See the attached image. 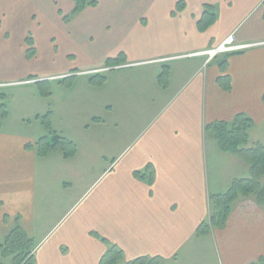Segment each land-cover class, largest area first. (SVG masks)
Here are the masks:
<instances>
[{"label": "crops", "instance_id": "crops-1", "mask_svg": "<svg viewBox=\"0 0 264 264\" xmlns=\"http://www.w3.org/2000/svg\"><path fill=\"white\" fill-rule=\"evenodd\" d=\"M96 1L64 22L59 12L71 11L72 0H0V82L25 75L53 79L71 68L81 75L106 65L107 58H118L117 64L130 66L117 72L130 71L126 74L137 79L126 84L119 79L109 91H99L100 97L110 92L103 99L106 111L137 107L131 93L160 85L164 67L168 83L163 90L172 92L164 96L158 91L155 98L166 109L138 131H128L123 148L121 115L109 122L108 117L94 118L114 128L96 139L101 146L109 138V151L102 149L114 158L84 185L79 175L88 167L71 164L88 152L80 140L71 138L75 152L68 158L55 151L40 156L35 136L0 125V241L19 226L32 240L33 264H99L108 247L102 238L120 248L126 261L140 256L177 260L209 216V195L223 192L237 174L232 166L239 158L219 150L206 125L232 121L237 113L254 125L264 123V0ZM179 1L184 6L177 11ZM205 5L213 7L215 19L200 30L197 22ZM47 27L55 33H46ZM30 31L36 35V50L46 53L47 67L23 66L22 40ZM230 34L243 48L212 58L195 54L218 46ZM54 38L63 46L61 52L53 48ZM71 52L79 58L67 65L64 56ZM182 58L185 63L170 64ZM223 60L230 90L217 82ZM108 78L101 85L84 84V90L102 88ZM133 140L134 147L122 156ZM217 156H226L219 170ZM147 166L153 172L151 183ZM134 171L147 175L138 178ZM73 172L78 173L75 180ZM243 199L235 201L223 229L210 231L219 238L223 264L264 257L263 228L250 224Z\"/></svg>", "mask_w": 264, "mask_h": 264}, {"label": "rangeland", "instance_id": "rangeland-1", "mask_svg": "<svg viewBox=\"0 0 264 264\" xmlns=\"http://www.w3.org/2000/svg\"><path fill=\"white\" fill-rule=\"evenodd\" d=\"M122 3L123 2L120 3L121 6ZM127 9L128 12L131 11L129 7H127ZM63 11L59 12L60 15L62 17L65 15L71 20L73 17L70 15L71 11ZM46 12L49 14V9L46 8ZM6 18L7 15L4 19ZM47 29L51 28L47 27L45 29L46 33ZM51 30L54 32L53 29ZM10 37L16 41L19 36L16 37L10 33ZM35 37L36 35L30 31L22 40L25 56L23 66L25 68L32 65L40 67L41 64L42 68H44L48 65L46 53L44 52L41 55V51L38 52L36 50ZM50 42L54 46L53 48H57V51L61 52L63 50V46L60 43L58 46L57 38H54L52 41L50 40ZM58 55L60 58V54ZM78 58L79 57L76 53H66L64 56V62L68 65L75 62L76 59L78 60ZM185 59L172 60L170 61V64L185 63ZM27 62H29V64ZM56 62L57 59L54 60V63ZM177 65L181 64H174L175 67H177ZM128 72H117V69L101 72V74L109 77L103 86L104 88H89L88 90H84L83 85L87 83L88 85H91L89 77L92 76V73L79 72L81 75H76L78 72H75V69L72 68L68 71L67 75L59 78L48 79L45 75H41L43 77L40 76V78L48 81L49 86L46 85L48 82L44 83V85L36 83L38 78L33 79V81H28L31 76L26 75L24 77H11L8 78L9 80H3L0 82V105H6L7 116L3 117L2 110L0 109V125H2L4 130H9L11 132L30 133L36 137V140H38L42 136H49L48 123L51 129L55 130L65 138L71 141V138L78 141L80 140V142L85 145V149H87L88 152L85 156L80 155L76 160H73L74 162L71 164L75 166L80 164L83 168L88 167V170L86 172H81L79 177L83 185L90 184L95 180L94 178H96L99 173V168L103 165L108 166L114 158L112 155L103 153V149L107 152L109 151L107 148L111 147V145H109V142H111L109 138L106 137L104 145L102 144L103 146H100L96 140L98 137L97 135L102 133L101 131L109 133L112 132L114 128L112 129L110 124H106L105 126L99 125L94 122L93 119L98 117H108L109 122L112 117L121 115L122 124L118 128V131H121L122 133L120 146L123 148L128 141L123 139L128 131H138L142 126H146L148 122L154 120L157 115L159 116L162 111L166 109H162L164 101H157L155 98V96L158 95V91H161L164 96L172 92V89L171 92L169 90H163L167 86L163 87L153 83L150 84V90H141L136 93H131L133 94V99L137 101V107L125 108L124 110L121 109L122 111L117 107H114L113 111H106L107 108L103 105V99L105 98V100H108L107 94L109 95L110 92H107V90L109 91L112 89V84H116V80L118 81L119 79H121L122 84L133 82L137 79L134 74H126ZM11 81L16 82L2 83ZM148 83L150 82L147 79V84ZM81 85L83 86V89L81 88ZM105 87H108V89L103 93V97H100L101 94L99 91H104L103 89H105ZM48 90L50 93H45ZM150 103L152 104L150 105ZM136 142L137 140L131 141V143L134 144L130 145L124 151L122 156L130 151ZM254 142H260L264 145V123L254 125L250 130L249 144H253ZM55 152L62 154L61 150H55ZM221 157L226 158V156ZM221 157L217 156L218 170L220 164H222L223 158ZM96 166H98L97 169ZM232 167L234 168V171L237 172L236 177L243 176V174L245 175L247 173V166L241 159L238 161L234 160ZM77 175L78 173L73 172L72 180H75ZM243 203L246 208L245 215L252 218V220L249 221L250 224L253 225V223H255L256 226V223H258L264 231V203L262 205L257 204L249 197L244 198ZM66 218L67 216L63 220ZM215 235V233L209 232L206 235L195 237L194 242L187 244L186 247L181 249L177 260H162L160 264H223L221 256L224 255L221 246L219 245V238L216 239ZM262 236L264 238V233ZM0 242L2 243L3 241ZM126 262L127 261L122 258L117 264H126ZM0 264H14L12 256L3 253L0 250Z\"/></svg>", "mask_w": 264, "mask_h": 264}, {"label": "trees", "instance_id": "trees-1", "mask_svg": "<svg viewBox=\"0 0 264 264\" xmlns=\"http://www.w3.org/2000/svg\"><path fill=\"white\" fill-rule=\"evenodd\" d=\"M72 1L71 16L80 13L87 6L93 7L97 4L96 0ZM176 6L177 11L181 10L184 6L183 1H179ZM203 8L197 22L200 30L206 28L215 19V12L211 5H205ZM62 18L64 22L69 21V17L65 15ZM118 61V58H107L105 64L115 65ZM225 64L226 60L220 62L221 71L223 72L218 77L217 82L224 90H230L229 76L224 74ZM167 74L168 68L164 67L158 75V82L163 87L167 86L168 83ZM104 80L105 76L99 74L89 78V82L92 85H101ZM46 82V80H42L36 83L44 85ZM45 93L50 92L48 90ZM0 109L2 110V116H7L6 105L1 104ZM47 126L49 128V136L45 135L36 140L34 144L36 153L43 156L50 151L61 150L64 157L68 158L72 156L75 152V144L51 129L48 123ZM253 127L254 122L244 113H237L232 121L229 122L216 120L206 125V134L215 140L219 150L241 159L247 166V173L233 178L223 192L211 193L209 195V216L206 220L199 223L195 231L196 237L206 235L214 228H224L232 206L239 198L249 197L257 204L262 205L264 203V145L260 142L249 144V132ZM146 168L148 169L146 180L151 183L153 172L149 169V166ZM146 175V172L134 171V176L138 178L144 179ZM102 241L108 247L99 264H117V262L122 260L123 251L120 248L110 243L107 239L102 238ZM32 246L31 238L19 226H16L2 243L0 242V250L12 256L14 264H33ZM161 262L162 258L160 256H140L127 261L126 264H160ZM248 264H264V257H260Z\"/></svg>", "mask_w": 264, "mask_h": 264}, {"label": "built area", "instance_id": "built-area-1", "mask_svg": "<svg viewBox=\"0 0 264 264\" xmlns=\"http://www.w3.org/2000/svg\"><path fill=\"white\" fill-rule=\"evenodd\" d=\"M243 48V45H238L235 43V38L233 34H230L220 45H218L216 48L214 49H209L206 51H202L199 52L198 54H205L208 55V57H213L218 53L221 52H229V51H234V50H238ZM126 65H118V66H104V67H100L98 69H93V70H89L86 71V73H96V72H106L112 69H118V68H122Z\"/></svg>", "mask_w": 264, "mask_h": 264}]
</instances>
